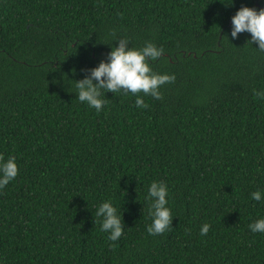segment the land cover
Returning a JSON list of instances; mask_svg holds the SVG:
<instances>
[{
	"label": "trees",
	"instance_id": "1",
	"mask_svg": "<svg viewBox=\"0 0 264 264\" xmlns=\"http://www.w3.org/2000/svg\"><path fill=\"white\" fill-rule=\"evenodd\" d=\"M224 3V4H223ZM0 0V264H264V52L231 16L264 0ZM225 35H228L229 41ZM127 37L163 49L161 98L106 92L96 112L79 80ZM71 83V82H70ZM168 187L171 229L149 235L153 181ZM122 209L109 241L96 207ZM208 223L207 235L199 229Z\"/></svg>",
	"mask_w": 264,
	"mask_h": 264
},
{
	"label": "clouds",
	"instance_id": "2",
	"mask_svg": "<svg viewBox=\"0 0 264 264\" xmlns=\"http://www.w3.org/2000/svg\"><path fill=\"white\" fill-rule=\"evenodd\" d=\"M230 0L226 6H231ZM224 4V3H223ZM230 36L237 38L238 33H250L247 40L255 43V48L264 52V7L256 9L242 5L234 15L231 16ZM229 41L228 35H225ZM115 46L110 45L106 57L91 68L81 69L86 75L79 80H68L64 83L68 88L75 87V97L89 108H94L97 113L102 111L107 99L106 92L131 93L136 96L135 105L137 108H147L143 96H151L155 99L161 98L160 87L175 80L174 74L156 73L153 71L150 62L156 61L162 55L163 49L151 41H146L140 48L130 47L127 37L115 40ZM71 82V83H70ZM143 93V96L137 95ZM254 95L264 100V90H255ZM18 165L14 156L4 158L0 155V189H3L10 181L18 175ZM169 190L164 181L153 180L145 196L150 201L148 215L151 217V224L147 226L149 235H159L171 227L173 219L172 210L168 206ZM250 198L257 202H264V190L257 189L250 193ZM96 217L100 219V231L107 234L109 241H117L124 232L122 221V209L111 200L102 201L95 211ZM251 232L264 233V217L249 223ZM210 225L203 223L199 229L201 236L208 234Z\"/></svg>",
	"mask_w": 264,
	"mask_h": 264
}]
</instances>
